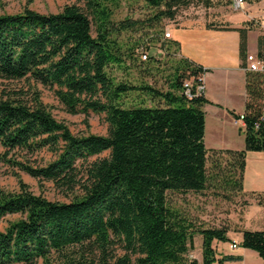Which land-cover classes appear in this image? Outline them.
Instances as JSON below:
<instances>
[{"label": "trees", "instance_id": "trees-1", "mask_svg": "<svg viewBox=\"0 0 264 264\" xmlns=\"http://www.w3.org/2000/svg\"><path fill=\"white\" fill-rule=\"evenodd\" d=\"M121 1L84 0L86 11L66 5L58 13L24 8L0 15V162L52 183L71 198L50 201L22 182L18 192L0 190V222H5L0 230V264L240 260L218 254L213 246L229 242V229L195 227L170 206L168 195L200 194L219 187L229 190L227 200L230 195L247 196L242 187L246 154L264 152V73L250 72L245 64L251 23L236 30L245 71L244 149L207 150L202 107L208 101L204 93L196 95L193 90L188 98L183 88L184 81L196 80L206 70L178 57L176 41H168L165 49L173 62L165 91L147 82L118 80L113 73L127 70V63L133 68L144 63L140 73L157 69L159 58H148V50L162 40V22L174 20L179 10L195 2L208 9L212 0H142L148 11L144 18L118 20L115 13ZM152 31L154 38L149 37ZM141 53L147 54V62L139 61ZM257 58L264 61V48ZM21 81L48 88L70 115L103 114L107 135H73L41 102L38 91L9 84ZM132 94L141 95L140 100L126 105ZM42 150L54 157L45 165L18 158ZM104 152L107 157L87 162ZM209 152L215 155L210 170ZM248 196L261 203L264 194ZM241 234L239 246L264 261V231L241 230ZM196 235L202 241L201 263L190 257ZM116 245H123L129 254L117 255Z\"/></svg>", "mask_w": 264, "mask_h": 264}, {"label": "rangeland", "instance_id": "rangeland-1", "mask_svg": "<svg viewBox=\"0 0 264 264\" xmlns=\"http://www.w3.org/2000/svg\"><path fill=\"white\" fill-rule=\"evenodd\" d=\"M244 1V0H243ZM213 5L209 9L204 8L195 2L191 6L178 11L174 20H164L162 22V34L169 31L170 33H181L184 30L183 27L190 24H200L209 22L211 24L221 23L224 17H228L233 14L234 17H240L242 12H235L232 10L233 0H212ZM66 5H76L83 11L85 10L84 0H0V15L2 14H15L23 11L24 8H29L37 11L41 14L58 13ZM148 11L144 8L142 0H122L118 8L116 9L115 18L120 20L126 16L132 18H144ZM220 25H226L221 23ZM152 31L150 38H154ZM161 37V36H158ZM162 40L157 42L154 47H150L148 50V58H159L157 64H154L155 68L151 69L148 74L146 71L140 73V70H145L144 63H141L139 67L133 68L127 63V70L114 71L113 75L118 80H130L132 82H147L155 86L156 88L165 91L167 89V76L171 72L172 61L171 58L166 56L165 49L168 48V41H173L171 38L166 41ZM130 38L123 36L124 42H129ZM177 57V56H176ZM179 57V56H178ZM177 57V58H178ZM138 59V58H137ZM139 61H142L139 58ZM147 62V61H145ZM130 66V67H128ZM137 80V81H136ZM11 86H17L24 88L26 91L35 89L39 92L41 102L50 110L54 118L58 121L64 122L73 135H107V123L105 122L104 115L90 114L87 117L83 115H70L64 111L63 106L58 102L53 92L48 88L43 87L40 84H34L33 82H10ZM141 96V95H138ZM132 94L125 99L126 105H136L140 98ZM149 105V104H148ZM206 133L210 130V118L207 113L206 116ZM226 132H229L233 136L232 142H238L242 140L244 132L242 126H234L226 124ZM213 131V130H212ZM242 137V138H241ZM108 153L104 152L99 156L88 159L87 162H92L96 159L107 157ZM18 158H25L31 165H45L54 159L52 153L42 150L35 154L30 155H18ZM207 168L211 169V162L215 155L212 152L208 153ZM78 167L81 168V162L78 163ZM19 182L24 183L28 190L35 195H40L50 201L68 202L71 198L62 195L56 190L52 183L46 181H39L29 177L28 175L19 172L18 170L11 169L4 163L0 162V190L8 193H15L19 191ZM79 193V190L76 192ZM229 190L220 189L219 187L206 190L200 194H169L168 201L172 208L181 212L191 224L195 227L201 228H227L229 231H235L240 228L243 213L249 203L247 196L236 195L231 196V199H225ZM5 226V222H0V230ZM201 237L196 235L194 237V250L190 253V257L196 259L201 263ZM115 253L117 255L129 254L124 249L123 245H116ZM37 264H41L39 261Z\"/></svg>", "mask_w": 264, "mask_h": 264}, {"label": "crops", "instance_id": "crops-1", "mask_svg": "<svg viewBox=\"0 0 264 264\" xmlns=\"http://www.w3.org/2000/svg\"><path fill=\"white\" fill-rule=\"evenodd\" d=\"M241 12L240 17L231 14L223 18L221 23L227 24L229 29H221V23L213 25L207 21L185 26L179 34L171 33L172 40L179 44L178 56L206 70L203 82L204 98L208 102L202 110L205 114L204 142L207 150L239 151L245 146L244 136L242 140L232 142L233 136L225 131L226 124L232 125L234 115L243 114L246 101L245 71L239 56L240 35L236 30L246 28V23H251L246 34V54L257 57L260 47L264 48V0H244ZM206 25L211 27L207 28ZM207 113L211 116V125L206 133ZM242 187L249 203L240 228L227 233L229 242H214L213 246L220 255L240 258L227 264H264L256 252L239 246L241 230L264 231V196L261 203L255 197L248 196L251 193L264 194V152H247ZM233 244L236 245L234 249Z\"/></svg>", "mask_w": 264, "mask_h": 264}, {"label": "built area", "instance_id": "built-area-1", "mask_svg": "<svg viewBox=\"0 0 264 264\" xmlns=\"http://www.w3.org/2000/svg\"><path fill=\"white\" fill-rule=\"evenodd\" d=\"M243 4H244L243 0H233L232 10L235 12L243 10ZM163 36H164V39H169V38H171V33L169 31H167L164 33ZM140 58L142 59V61H146L147 60V54L141 53ZM246 68L250 72L264 73V62L262 60L258 59L256 56L247 55L246 56ZM183 88H184V94L188 98L192 97V94H193L192 90L194 91V93L196 95L203 94L205 91L204 82H203V75L202 76L199 75L196 78V80L191 79V80L184 81ZM243 119H244L243 114H240L238 118L233 119L232 124L234 126L241 125L244 127ZM232 248L233 249L236 248V245L233 244Z\"/></svg>", "mask_w": 264, "mask_h": 264}]
</instances>
